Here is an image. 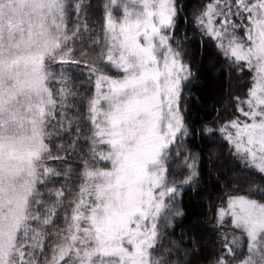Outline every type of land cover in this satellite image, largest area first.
Instances as JSON below:
<instances>
[{"label":"snow or ice","instance_id":"1","mask_svg":"<svg viewBox=\"0 0 264 264\" xmlns=\"http://www.w3.org/2000/svg\"><path fill=\"white\" fill-rule=\"evenodd\" d=\"M185 8L0 0V264H184L166 229L201 178ZM191 16L231 101L198 131L264 180V0H203ZM215 199L208 264H264V184Z\"/></svg>","mask_w":264,"mask_h":264},{"label":"trees","instance_id":"2","mask_svg":"<svg viewBox=\"0 0 264 264\" xmlns=\"http://www.w3.org/2000/svg\"><path fill=\"white\" fill-rule=\"evenodd\" d=\"M91 2L93 5H99L102 0H91ZM202 2L203 0H184L188 21L185 23L182 16L178 29L188 37L184 46L196 73V82L189 91L187 113L189 127L195 131L188 143L190 148L200 153L201 168L200 182L194 186V189L185 188L181 201L183 217L178 218L174 228L166 229L168 235L175 240H180L183 234L182 247L188 253L184 264H188L189 261L191 264H208L213 254L216 233L212 229L215 217L214 213L209 212V207L217 203L216 195L230 184L241 189L247 187L249 182L264 184L259 174L238 167L227 147L223 149L217 147L215 151H211L208 140L198 131L204 121L216 116L217 109H223L225 104L231 105V101L223 99L226 77L220 74L222 57L217 54L211 42L206 46L201 45L198 34L193 30L191 13ZM99 16L100 12L97 10L95 17ZM247 79L245 77L239 81L234 80L230 91L242 96L247 86ZM189 237L195 240L194 244L188 242Z\"/></svg>","mask_w":264,"mask_h":264},{"label":"rangeland","instance_id":"3","mask_svg":"<svg viewBox=\"0 0 264 264\" xmlns=\"http://www.w3.org/2000/svg\"><path fill=\"white\" fill-rule=\"evenodd\" d=\"M119 14V13H118ZM179 218V217H178ZM178 218H177V221H178ZM215 225V223L213 224V226Z\"/></svg>","mask_w":264,"mask_h":264}]
</instances>
